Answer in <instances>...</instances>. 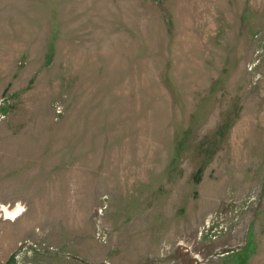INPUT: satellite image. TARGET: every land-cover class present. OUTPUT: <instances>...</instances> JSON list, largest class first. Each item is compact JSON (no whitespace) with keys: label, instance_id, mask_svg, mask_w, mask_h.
Returning a JSON list of instances; mask_svg holds the SVG:
<instances>
[{"label":"rangeland","instance_id":"obj_1","mask_svg":"<svg viewBox=\"0 0 264 264\" xmlns=\"http://www.w3.org/2000/svg\"><path fill=\"white\" fill-rule=\"evenodd\" d=\"M0 264H264V0H0Z\"/></svg>","mask_w":264,"mask_h":264},{"label":"bare ground","instance_id":"obj_2","mask_svg":"<svg viewBox=\"0 0 264 264\" xmlns=\"http://www.w3.org/2000/svg\"><path fill=\"white\" fill-rule=\"evenodd\" d=\"M15 213L17 214V211H16V212H12V215H14V216H15Z\"/></svg>","mask_w":264,"mask_h":264}]
</instances>
